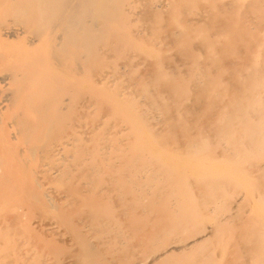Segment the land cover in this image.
Masks as SVG:
<instances>
[{"label":"bare ground","instance_id":"bare-ground-1","mask_svg":"<svg viewBox=\"0 0 264 264\" xmlns=\"http://www.w3.org/2000/svg\"><path fill=\"white\" fill-rule=\"evenodd\" d=\"M0 264H264V0H0Z\"/></svg>","mask_w":264,"mask_h":264},{"label":"rangeland","instance_id":"rangeland-1","mask_svg":"<svg viewBox=\"0 0 264 264\" xmlns=\"http://www.w3.org/2000/svg\"><path fill=\"white\" fill-rule=\"evenodd\" d=\"M1 100V99H0Z\"/></svg>","mask_w":264,"mask_h":264}]
</instances>
